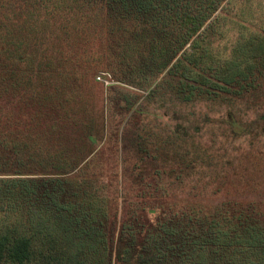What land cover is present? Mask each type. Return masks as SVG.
<instances>
[{"label": "trees", "instance_id": "obj_1", "mask_svg": "<svg viewBox=\"0 0 264 264\" xmlns=\"http://www.w3.org/2000/svg\"><path fill=\"white\" fill-rule=\"evenodd\" d=\"M235 1L0 0V264H264V192L254 184L175 209L163 201L211 165L207 145L183 147L196 112L181 132L170 128L169 143L142 125L163 105L197 106L200 122L220 108L232 137L264 145V28L248 19L253 0L234 12ZM73 47L76 59L104 57L108 67L96 76L111 83L97 131L84 105L91 119L64 112L74 116L64 131L58 106L73 101L75 74L59 67ZM115 104L127 109L121 159L132 158L138 196L152 204L140 213L120 198L122 161L100 149Z\"/></svg>", "mask_w": 264, "mask_h": 264}, {"label": "rangeland", "instance_id": "obj_2", "mask_svg": "<svg viewBox=\"0 0 264 264\" xmlns=\"http://www.w3.org/2000/svg\"><path fill=\"white\" fill-rule=\"evenodd\" d=\"M235 6L236 7L234 12L245 6V0L235 1ZM248 10L252 11L248 19L250 21H253L255 25L264 28V0H253L250 9L248 8ZM228 29L230 30V32L227 33L226 39H224L221 44L230 48L233 41L237 37V30L233 29V27H228ZM78 50V47H73L68 51V54L62 58L59 72L67 73L66 71H72L69 72L68 75L70 76V74L73 75L74 73L75 80H73L72 78V83H70L69 87L70 92L68 94V96L71 97L73 101L69 103L70 105L66 104L65 106H63V110L62 106H58V108L62 111L61 114L64 119L65 116L66 119L68 118V115L64 114V112L70 113V115L71 113L75 112L78 115L76 118L79 117L78 121L83 125L80 120L91 119V116L87 117V114L78 111V109L82 105H84V111L88 110V113L90 112V114H92V119L95 118L97 131L99 123L98 116L102 113V109L105 111L107 107L109 108L108 100L110 98V88L97 83L96 76L101 71H107L108 67H106L104 57L102 60V64H100L97 59L93 60L95 57H91L90 54H87V58L90 57L88 59L85 57H83L81 60L76 59V51ZM97 64H99V66H96ZM95 66L97 67V69L95 68ZM92 71L93 73H89ZM94 78L96 82L94 81ZM115 85H117L115 87H117L118 90H121V92L123 91V93H128V95L132 97L135 96L133 92H129L127 90L129 89L135 91V89L131 87L129 88L121 83H116ZM50 89L51 93H53L52 87H50ZM42 91H45V93H47L46 87H42ZM118 104H115L113 109L111 108L112 113H115V115L112 114L111 116L113 117L109 116V120H107L106 126L107 129L110 127V130H107L108 132H106L105 141L101 144L100 149L106 145V150L110 146L111 150L109 149V153L112 154V156H115L114 153H117V157L121 162V150L123 149L121 138L122 133L124 136L125 130H123L124 127H119V124H121L123 121H127V119H124L125 117H123L127 109L123 105L118 106ZM54 105L57 106V104ZM160 108L161 109H159L158 107L151 108L153 110V114H151L152 117H145L143 119L142 125H146L149 129H152L157 133L160 132L162 142L165 141L169 143L168 136L170 134V128L176 130V132H181L180 130L182 128L185 129L188 125V120L190 119V115H188V113L196 112V114L193 116V122L195 124H198L199 127L197 129L196 126L194 131L190 133L191 137L189 136L187 144H183V147L185 150L187 149L193 151L194 149L191 148H193L194 146H196V148H199L203 145H207L209 149L203 150V152L206 153L205 156L207 157V159H212L211 165L207 164V167H205L207 169L205 178H202L201 176H197L195 178L194 176H192L191 178L186 180L183 188L174 187L172 198H163V201H170V206L174 207L173 209H175L176 206L180 207L182 206L181 204L186 203H180V201L190 200L192 195L206 194L207 199H213L218 198V192H220L219 194L223 193L222 196L228 194V197H230L234 195V190L238 189L241 191V188L243 187L242 184L245 183L254 184V188L260 190L261 192H264V145L258 144L256 150L253 141L232 137V135L226 129V125L219 122L225 117L223 110L217 108L216 111L210 113L208 109H206L200 115V122L197 118V106H179L176 104H169L168 106L163 105ZM155 109H157V111ZM154 111L156 112L154 113ZM180 111H185L183 117L180 116ZM207 114L209 117H214L217 120V124L210 125V123L206 122L204 115L207 116ZM247 117H254V114L249 113ZM73 119L74 116H71L66 120V122L63 123L64 131L66 134V128L68 130L73 128ZM132 132L133 130H131L130 134H132ZM86 133H90V131L86 132L85 126L82 127V129H80V131L78 132L77 136L81 142H83L84 139L79 136L86 135ZM130 134L129 136H126V139H131L132 141V135ZM63 144L65 147L69 146L67 142ZM176 145L180 146L182 144L180 143ZM73 146L74 145L71 144L70 147L74 148ZM201 150L202 149H200V151ZM129 159L131 162L129 161L128 163H125L124 160L121 162V169L124 168L121 170V177H119L120 173H118V176L116 175V178L120 180L122 184L120 198L125 201V207L134 210L135 213H140L141 211L137 210L140 206L148 207L152 204L150 205L149 200H142L138 196L140 189H138L135 183L136 181L133 178V171L132 169H130V167L134 164V161L132 160V158ZM259 169L262 171L261 173H258L256 171ZM115 172L116 171H114V174ZM164 182L170 184L177 183L169 178H165ZM115 183L116 182L114 181L112 182L113 185ZM199 204L204 205L203 203ZM158 205L161 204L158 203ZM149 218L151 220H154L156 216L152 215L149 216Z\"/></svg>", "mask_w": 264, "mask_h": 264}, {"label": "built area", "instance_id": "obj_3", "mask_svg": "<svg viewBox=\"0 0 264 264\" xmlns=\"http://www.w3.org/2000/svg\"><path fill=\"white\" fill-rule=\"evenodd\" d=\"M98 81L104 83L106 86L110 85L111 83H109L108 81H105V79L101 78V77H98L97 78Z\"/></svg>", "mask_w": 264, "mask_h": 264}]
</instances>
